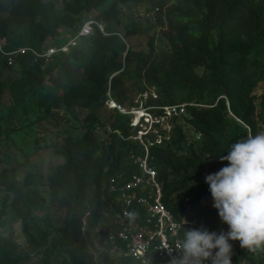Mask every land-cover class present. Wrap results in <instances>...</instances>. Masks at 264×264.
Instances as JSON below:
<instances>
[{
    "label": "trees",
    "instance_id": "trees-1",
    "mask_svg": "<svg viewBox=\"0 0 264 264\" xmlns=\"http://www.w3.org/2000/svg\"><path fill=\"white\" fill-rule=\"evenodd\" d=\"M147 1L157 10L155 18L168 49H156L152 42L148 51L133 50L120 37L104 36L96 30L81 78L63 94H54L57 107L64 104L91 109L100 101L106 102L109 93L120 105L131 106L135 98L142 95L138 86L145 84L154 89L158 97L152 102L154 106H146L155 117L165 113L152 108L187 104L186 113L173 116V122L187 119L200 131L204 154L216 161L220 170L228 162H221L219 156L227 155L232 143L262 130L263 120H258V110L264 113V95L258 104L255 90L264 83V0ZM102 2L71 0L66 10H58L51 1L12 0L8 15L0 17L1 34L8 40L7 49L30 47L41 51L42 44L54 37L59 27H74L80 23L67 10L90 11ZM119 14L118 4L114 2L100 13L97 21L117 19ZM21 27L28 29V43L16 35ZM3 62L8 68L20 64L26 75L11 87L14 100L20 105L25 89L38 87L41 67L52 63L37 59L29 52L17 56L14 66ZM200 68H204L202 75L197 72ZM131 121V117L119 115L107 128L97 115L89 114L81 124L85 135L79 140H66L63 149L57 152L64 163L52 169L47 177L36 171L29 172L21 186L16 183L19 166L14 164L5 169L0 175V185L6 189L0 199V220L11 215L28 226V221L35 219L30 213L46 207L45 198L34 191L24 193L22 188L34 184L48 186L50 202L67 209V215L74 212L60 238L61 242L70 240L76 244L71 254L72 264H98L80 241L82 218L91 208L89 227L96 229L105 219L101 212H108L116 220L110 249L126 251V244L118 237L121 231L118 215L122 214L119 188L123 180L130 181L133 175L141 174L134 159L146 155L144 146L134 139L138 130L131 127ZM99 132L106 137L100 138ZM173 133L169 140L162 133V144H156L155 134L144 137L148 165L157 171L158 180L163 183V203L177 220L188 216L215 230L221 219L213 207L214 202L206 204L203 200L209 193L205 178L196 176L205 164L184 141L180 129H174ZM112 181L116 190H112ZM191 184L196 188L181 199L174 197ZM129 213L127 223L144 224L147 219L145 208L136 202ZM35 232L40 236L30 242L32 249L48 237V232L40 227ZM231 259L232 264H240L234 255ZM249 260L256 264L253 255ZM0 264H16L3 247H0ZM116 264H132V260L121 254Z\"/></svg>",
    "mask_w": 264,
    "mask_h": 264
},
{
    "label": "rangeland",
    "instance_id": "rangeland-1",
    "mask_svg": "<svg viewBox=\"0 0 264 264\" xmlns=\"http://www.w3.org/2000/svg\"><path fill=\"white\" fill-rule=\"evenodd\" d=\"M46 1H51L58 10H66V4L71 0ZM114 2H117L120 14L117 19L103 22L109 33L121 34L133 50L148 51L152 42L156 49H168V44L160 33L161 28L155 18L157 10L150 2L147 0H103L100 6L90 11L83 10L75 13L67 10L74 18L80 20V23L74 27H59L54 37L42 44L41 51L71 42L82 27V22L97 20L100 13ZM11 3L12 0H0V17L8 15ZM133 29L135 31L131 32ZM16 35L21 36L28 43L27 27L18 28ZM214 36L216 37L215 33ZM92 38L79 41L69 54L58 55L51 60V64L42 66L41 72L38 71V87L32 89L28 86L25 89L21 105L15 102L11 87L15 81L26 77L24 70L18 63L13 68H8L0 58V175L14 164L19 166L16 172L17 185L20 183L19 185L22 186L25 175L29 172L36 171L47 177L52 169L62 165L64 158L57 152L63 149L68 138L73 140L83 138L85 130L81 124L89 114L97 115L107 128L114 123L117 116L121 115L118 111L110 110L107 101H100L91 109H82L64 104L57 107L54 100V94H63L81 78L82 66L90 58ZM27 66L29 69L30 64ZM197 72L202 75L204 68H200ZM138 92L142 95H138L131 106L129 104L122 106L127 109H141L154 106L152 102L158 100L154 89L145 84L138 86ZM255 95L259 104L261 96L264 95V83L256 87ZM261 113L259 108L258 120H263L261 131H264V113L262 116ZM172 118L165 119L161 131L172 138L174 129L181 130L184 141L196 153L201 163L205 164L200 174L196 175L197 178H205L208 174L218 172V163L207 158L202 150L204 139L200 131L187 119L173 122ZM137 129L142 127L139 126ZM99 137L103 139L106 135L99 132ZM194 188L196 187L191 184L174 197L181 199ZM5 190V187L0 185V199L4 197ZM22 191L24 193L38 192L45 198L46 207L30 213V216L35 219L28 221V226L11 215L1 219L0 247L5 249L16 264H72L71 254L75 251L76 244L70 240L66 243L61 242L60 238L64 235V228L70 222L74 212L67 215V209H61L57 203L50 202L51 190L48 186L34 184L23 187ZM203 200L206 204L214 202L210 191ZM92 210L93 208L89 209L83 215L80 241L85 250L95 257L98 264L110 262L116 264L120 252L110 249V241L113 239L112 226L116 224V220L108 212H101L105 219L93 230L89 227L91 221L89 214ZM39 227L48 232V237L45 240L41 239L36 248L32 249L29 244L40 236L35 232ZM252 253L256 264H264L263 249L252 251Z\"/></svg>",
    "mask_w": 264,
    "mask_h": 264
},
{
    "label": "built area",
    "instance_id": "built-area-1",
    "mask_svg": "<svg viewBox=\"0 0 264 264\" xmlns=\"http://www.w3.org/2000/svg\"><path fill=\"white\" fill-rule=\"evenodd\" d=\"M96 30H99L104 36L116 35L126 44V40L121 34L109 33L103 24L97 20H87L83 23L75 38L68 44L51 47L42 51H37L30 47H20L15 50H8V40L1 34L0 30V58L6 61L9 67L14 66L16 58L25 53H31L35 58H42L45 61H51L60 54H69L79 41L94 36ZM197 106L196 104H189ZM107 106L110 110L118 111L123 116L132 118L131 127L137 129L139 135L134 139L140 141L144 146L146 155L144 158L138 157L134 162L141 168V174H135L130 181L123 180L120 187V201L122 202V214L118 215L120 219L121 231L118 235L120 240L126 244L127 250L116 248L125 258H130L132 264H170V260L178 253L175 251V245L183 236L186 229L206 228L210 232L219 233L221 230L227 231L228 226L222 221L215 230H209L203 221L191 220L184 216L177 220L175 216L165 207L163 203V183L158 180V173L148 165V146L144 142V137L149 134L156 135V144H162L164 136L161 128L166 118L181 116L186 113L187 104L176 106L157 107L152 109L162 110L165 115L155 117L148 108L127 109L111 98L109 93ZM207 107V106H201ZM144 128V129H143ZM166 140L170 138L166 135ZM114 183V181H112ZM115 183L112 190H116ZM136 202L145 208L147 219L144 224H133L125 222L129 217V209ZM233 245L234 257H237L240 264H252L249 257L253 255L252 251L240 247L239 241H229ZM231 257V258H232Z\"/></svg>",
    "mask_w": 264,
    "mask_h": 264
},
{
    "label": "clouds",
    "instance_id": "clouds-1",
    "mask_svg": "<svg viewBox=\"0 0 264 264\" xmlns=\"http://www.w3.org/2000/svg\"><path fill=\"white\" fill-rule=\"evenodd\" d=\"M219 159L227 165L206 175L205 183L228 230L186 229L170 264H232L229 241L250 251L264 249V131L232 143Z\"/></svg>",
    "mask_w": 264,
    "mask_h": 264
}]
</instances>
